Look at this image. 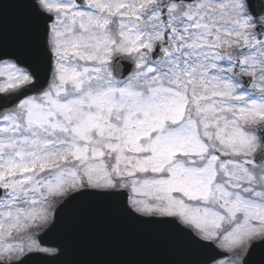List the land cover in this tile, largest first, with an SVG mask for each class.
Returning <instances> with one entry per match:
<instances>
[{
	"label": "snow or ice",
	"instance_id": "snow-or-ice-1",
	"mask_svg": "<svg viewBox=\"0 0 264 264\" xmlns=\"http://www.w3.org/2000/svg\"><path fill=\"white\" fill-rule=\"evenodd\" d=\"M0 264H264V0H0Z\"/></svg>",
	"mask_w": 264,
	"mask_h": 264
}]
</instances>
